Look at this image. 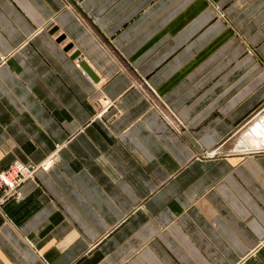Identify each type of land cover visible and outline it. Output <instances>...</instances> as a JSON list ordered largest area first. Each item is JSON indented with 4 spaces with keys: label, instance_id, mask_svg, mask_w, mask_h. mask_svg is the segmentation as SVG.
I'll return each mask as SVG.
<instances>
[{
    "label": "crops",
    "instance_id": "0c3cea01",
    "mask_svg": "<svg viewBox=\"0 0 264 264\" xmlns=\"http://www.w3.org/2000/svg\"><path fill=\"white\" fill-rule=\"evenodd\" d=\"M263 104L264 0H0V264H264Z\"/></svg>",
    "mask_w": 264,
    "mask_h": 264
},
{
    "label": "built area",
    "instance_id": "2783aa9c",
    "mask_svg": "<svg viewBox=\"0 0 264 264\" xmlns=\"http://www.w3.org/2000/svg\"><path fill=\"white\" fill-rule=\"evenodd\" d=\"M51 158V157H50ZM54 160V159H53ZM50 161L46 164L39 163L35 170L41 168L47 170L53 165L54 161ZM34 168L27 167L21 163L13 164L6 172H0V183L5 185L9 192L14 191L18 185L24 180L30 178L35 172Z\"/></svg>",
    "mask_w": 264,
    "mask_h": 264
},
{
    "label": "bare ground",
    "instance_id": "6f19581e",
    "mask_svg": "<svg viewBox=\"0 0 264 264\" xmlns=\"http://www.w3.org/2000/svg\"><path fill=\"white\" fill-rule=\"evenodd\" d=\"M238 146L236 149L237 152L264 149V117L261 118V121H256L251 129L246 132V135L239 139ZM52 160L53 159H49L43 164Z\"/></svg>",
    "mask_w": 264,
    "mask_h": 264
},
{
    "label": "rangeland",
    "instance_id": "374dc122",
    "mask_svg": "<svg viewBox=\"0 0 264 264\" xmlns=\"http://www.w3.org/2000/svg\"><path fill=\"white\" fill-rule=\"evenodd\" d=\"M259 113V114H258ZM258 114V115H257ZM255 115V117L247 124V121L250 119V118H248V120L245 122V124H247L246 125V127L244 128V129H242L238 134H236L235 135V140H238L239 141V139L240 138H242V137H244L245 135H246V132L249 130V129H251V127L256 123V121H261V118L262 117H264V104L257 110V112L254 114ZM257 119V120H256ZM263 121V120H262ZM244 124V125H245ZM235 150V149H234ZM262 150H264V149H262ZM16 164V163H15ZM13 165V164H12ZM12 165H10L8 168H6V169H4V170H0V172L1 171H4V172H6L7 170H9L10 169V167L12 166ZM23 165H25V166H27V167H32V168H34V170H35V167L38 165V164H23ZM38 169H40V168H38ZM37 170V169H36ZM35 170V171H36ZM34 174V173H33ZM33 176V175H32ZM31 176V177H32ZM30 177V178H31ZM29 179V178H28ZM27 180V179H26ZM25 181V180H24ZM23 181V182H24ZM22 183V182H21ZM20 183V184H21ZM20 184L18 185V187L14 190V191H11V192H9L8 191V189L6 188V186L5 185H3V184H1L0 183V205L1 204H3L4 202H6L8 199H10L12 196H14V195H18L19 194V191H18V188H19V186H20Z\"/></svg>",
    "mask_w": 264,
    "mask_h": 264
},
{
    "label": "water",
    "instance_id": "95a60500",
    "mask_svg": "<svg viewBox=\"0 0 264 264\" xmlns=\"http://www.w3.org/2000/svg\"><path fill=\"white\" fill-rule=\"evenodd\" d=\"M81 66L84 68V70L91 76V77H95V74L93 73V71L89 68V66L85 63V62H81Z\"/></svg>",
    "mask_w": 264,
    "mask_h": 264
}]
</instances>
